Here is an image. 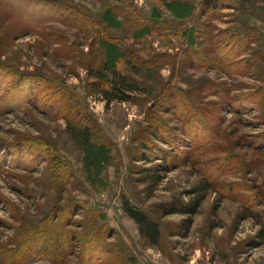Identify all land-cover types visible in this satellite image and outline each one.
<instances>
[{
    "label": "rangeland",
    "instance_id": "obj_1",
    "mask_svg": "<svg viewBox=\"0 0 264 264\" xmlns=\"http://www.w3.org/2000/svg\"><path fill=\"white\" fill-rule=\"evenodd\" d=\"M0 264H264V0H0Z\"/></svg>",
    "mask_w": 264,
    "mask_h": 264
},
{
    "label": "trees",
    "instance_id": "obj_2",
    "mask_svg": "<svg viewBox=\"0 0 264 264\" xmlns=\"http://www.w3.org/2000/svg\"><path fill=\"white\" fill-rule=\"evenodd\" d=\"M104 68H108L104 65ZM112 78L110 80L105 79L104 73L95 69L92 74L93 77L99 80V83H94L95 88H98L97 91L107 103H110L113 100L126 101L131 99V93L139 92L141 89L131 80L127 75L123 74L119 70H109ZM87 134V133H86ZM88 142L89 138H85ZM162 167H165L164 165ZM150 178L156 174V170L148 169ZM198 202H193L191 205H188L182 208V212H191L194 213L197 207ZM125 210L130 218H132L139 226L140 233L146 237L150 242L156 243L160 237L159 225L156 221L151 219L145 213L140 210L132 207L129 202L125 201Z\"/></svg>",
    "mask_w": 264,
    "mask_h": 264
}]
</instances>
